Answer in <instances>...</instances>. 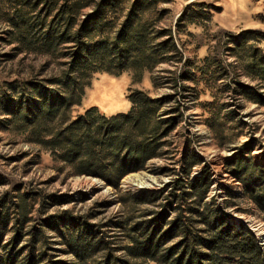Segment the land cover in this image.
Returning a JSON list of instances; mask_svg holds the SVG:
<instances>
[{
    "label": "trees",
    "instance_id": "1",
    "mask_svg": "<svg viewBox=\"0 0 264 264\" xmlns=\"http://www.w3.org/2000/svg\"><path fill=\"white\" fill-rule=\"evenodd\" d=\"M31 1H15L6 15L9 33L29 50L48 54L67 43L66 60L48 78L8 84L15 97L1 92V113L69 175L97 178L119 190L126 175L143 170L160 155V146L176 125L171 115L178 109L162 111L165 98L133 90L127 94L130 107L125 113L105 116L94 107L78 114L72 110L80 105L94 73L132 72L140 78L159 64L175 49L171 34H152L141 20L152 0H131L125 13V0ZM19 5H30V10ZM160 37L165 40L156 43ZM255 67L256 76L264 80V62ZM186 159L184 179L172 181L162 192H126L121 200L129 210L121 220L94 222L91 213L57 210L72 201L67 196L3 192L0 264H264L255 237L242 222L230 219L226 202L208 198L209 173L189 179L196 162ZM232 175L263 210L264 194L259 192H264V167L244 162ZM139 205L152 208L139 212ZM116 228L120 234L112 232Z\"/></svg>",
    "mask_w": 264,
    "mask_h": 264
},
{
    "label": "rangeland",
    "instance_id": "2",
    "mask_svg": "<svg viewBox=\"0 0 264 264\" xmlns=\"http://www.w3.org/2000/svg\"><path fill=\"white\" fill-rule=\"evenodd\" d=\"M15 1L23 0H0V96L4 91L10 99L15 95L8 84L57 73L69 46L57 45L53 54H48L20 45L16 35L9 33L6 17ZM130 1L123 3L124 13ZM23 6L19 5L30 10V5ZM140 18L152 28V34L169 31L175 49L144 70L140 78L132 72L118 76L94 73L72 114L91 107L105 116L125 113L130 107L127 94L133 90L165 98L162 111L178 110L171 115L176 125L160 146V155L143 170L126 175L120 189L114 190L97 178L69 175L48 152L28 143L25 134L0 110V195L20 189L40 197L67 196L72 201L57 210L91 213L94 222L121 220L129 210L121 200L126 192L135 196L162 192L172 181L184 179L182 159L193 157L196 163L189 179L209 173L208 198L226 202L230 219L242 222L255 237L264 261V237L256 230L264 226V209L248 198L232 175L240 163L264 167V80L255 73V63L264 62V0H152ZM247 32L249 38L242 39ZM164 40L160 37L156 43ZM218 178L219 188L214 189ZM131 183L148 186L136 189ZM150 208L138 207L139 212ZM50 210L52 213L55 208Z\"/></svg>",
    "mask_w": 264,
    "mask_h": 264
},
{
    "label": "bare ground",
    "instance_id": "3",
    "mask_svg": "<svg viewBox=\"0 0 264 264\" xmlns=\"http://www.w3.org/2000/svg\"><path fill=\"white\" fill-rule=\"evenodd\" d=\"M218 169V168H217ZM216 169V170H217ZM222 177H225V175L223 174V175H221ZM216 179V178H215ZM131 182V181H130ZM219 182H220V180H219V178L217 179V180H215L214 181V184H213V188L214 189H218L219 188ZM143 183H140V184H133V183H131V186L132 187H135L136 189H141V188H144V187H147L148 185H142ZM218 191V190H217ZM257 230V232L259 233L258 234V236L259 237H264V226L262 225V227L261 228H257L256 229Z\"/></svg>",
    "mask_w": 264,
    "mask_h": 264
}]
</instances>
